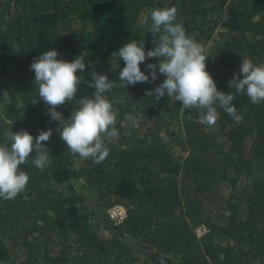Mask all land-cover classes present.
<instances>
[{"label": "trees", "instance_id": "obj_1", "mask_svg": "<svg viewBox=\"0 0 264 264\" xmlns=\"http://www.w3.org/2000/svg\"><path fill=\"white\" fill-rule=\"evenodd\" d=\"M190 53L210 74L211 102L196 100L229 146L190 122L195 109L182 115L193 149L177 158L144 131L178 108L162 89L174 66L191 91ZM101 126L119 138L89 139ZM79 179L140 212L91 233ZM132 239L145 264H264V0H0V264H133Z\"/></svg>", "mask_w": 264, "mask_h": 264}, {"label": "rangeland", "instance_id": "obj_2", "mask_svg": "<svg viewBox=\"0 0 264 264\" xmlns=\"http://www.w3.org/2000/svg\"><path fill=\"white\" fill-rule=\"evenodd\" d=\"M78 26H80V21L78 23ZM87 30H91V26L87 27ZM203 57V56H202ZM204 58V57H203ZM205 61V58H204ZM208 69V68H207ZM214 72L211 71V74ZM210 78V74L208 72H205V64L203 67V70L199 77L195 78L194 77V82L191 85V91L188 93L185 86H182V83L180 81V76H179V69L177 66H174L171 71L168 74L167 77V82L163 83L162 89L166 93V95L173 101L175 104L176 102L179 103L178 108L173 112V117H169L165 121V123L160 124L159 127L157 128V131H144L147 134H151L152 136H157L162 138V142L165 141L170 144V148L172 147V153L175 157L177 158H185L188 156V154L191 152L193 149L189 143V140L187 138V132H186V127L182 123V115L183 112H186L188 114H193L194 110H198L200 114V118L198 120L194 121L191 119V123L198 124L205 122L207 124L206 128L201 127L203 133L206 135V138L213 144L215 145V148L217 151H226L228 149L229 144L221 138L219 134L220 126L218 124L216 112L212 109L206 108L205 106H202L200 101L196 100L199 99L204 102H211V85L208 83V80ZM135 106H141L140 109L143 110L145 113V122L147 121V125H151V119H152V114H154V109L153 107H148L144 108V106L140 103H133ZM172 104V103H171ZM164 109L166 107H163ZM142 112V113H143ZM158 114L162 116L163 118V113L161 109L157 110ZM107 118H113L114 114L110 113L106 116ZM202 121V122H201ZM140 122L141 126H144L145 122ZM101 130H96V128L92 129L89 134H94L88 137L89 139H93L96 142H99L106 137L109 140H112L116 138H119L118 134H113L111 133L110 130H114L113 126H111L109 129H104L101 126ZM65 130H78L76 126H73L71 123L67 122L65 123L64 128ZM106 137H105V136ZM141 134L135 135L134 139L139 138ZM249 144V143H248ZM249 149V147H248ZM200 154V153H199ZM180 176V175H179ZM179 176L177 178H179ZM252 178H247V179H242L241 182L237 186V192L238 194L244 192V190L249 189L251 186V181ZM73 185V188L75 189L76 195L78 198H81V204L79 206L83 209L81 211L83 214L89 213L91 216L89 217L88 225L91 228V233H101L103 236L102 238H109L111 237L110 234H108L106 229V225L111 226V223L106 215V212L112 203V199L102 197L101 195H97L96 193H92L86 186H84L81 182V180H73L71 182ZM231 188L228 185L222 186L219 190L218 195H212L206 197V202L207 201H213L220 203L223 202V198L227 197L230 194ZM214 196L219 197V200L215 199ZM206 203H204L203 206H205ZM116 205H125L127 208H125L126 212L131 208L133 211V214L136 215L140 212V207L137 203L132 202V206L126 205V203H118ZM114 206V205H113ZM112 207V206H111ZM108 208V209H107ZM100 218L102 219L100 221ZM108 221H107V220ZM109 223V224H108ZM202 228V229H201ZM205 233L204 235H200L201 233ZM210 232V227L207 223H203L198 225L193 229V235L195 239L198 242H201V240L208 235ZM74 236L73 234H70L68 236V240L73 242L74 241ZM133 244V252L131 251V255L125 253L123 258H127L128 260L133 259V264H145V259L146 256L144 255L143 251L137 247L138 244L142 246V244L138 240L132 239L131 241V248ZM169 258H172V264L178 263L177 258L174 254L168 255ZM254 260H252L253 262ZM124 264V263H121ZM257 264V263H255Z\"/></svg>", "mask_w": 264, "mask_h": 264}, {"label": "built area", "instance_id": "obj_3", "mask_svg": "<svg viewBox=\"0 0 264 264\" xmlns=\"http://www.w3.org/2000/svg\"><path fill=\"white\" fill-rule=\"evenodd\" d=\"M204 58L194 53H190L187 57V72L189 75L197 78L201 74L204 67ZM106 215L112 227H120L127 218V212L122 205H114L106 211ZM202 229V228H201ZM201 233L200 235H204Z\"/></svg>", "mask_w": 264, "mask_h": 264}]
</instances>
